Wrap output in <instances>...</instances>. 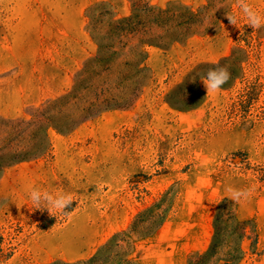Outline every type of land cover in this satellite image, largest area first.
Masks as SVG:
<instances>
[{
    "label": "rangeland",
    "instance_id": "374dc122",
    "mask_svg": "<svg viewBox=\"0 0 264 264\" xmlns=\"http://www.w3.org/2000/svg\"><path fill=\"white\" fill-rule=\"evenodd\" d=\"M239 3L0 0V264H264V27ZM134 15L148 34L127 49L164 36L145 45L149 71L126 104L71 125L92 94L55 101L91 81L108 23ZM218 67L230 78L207 93ZM33 188L74 201L35 211Z\"/></svg>",
    "mask_w": 264,
    "mask_h": 264
},
{
    "label": "trees",
    "instance_id": "16d2710c",
    "mask_svg": "<svg viewBox=\"0 0 264 264\" xmlns=\"http://www.w3.org/2000/svg\"><path fill=\"white\" fill-rule=\"evenodd\" d=\"M163 12L165 10L159 9L158 11V13ZM135 17V15L123 17L108 23L109 29L106 32V39L108 41L99 42L97 54L87 64V68H90L92 64L98 67V70L91 71L93 74L92 78L101 76V81L92 84L91 78L88 85L77 82L69 93L56 100V103L54 102L57 104L61 101L67 104L70 100L77 99L78 88H84L87 93L92 94L93 98L84 99L86 105L80 107L79 115L77 117H69L71 125L76 124L77 121H81L94 113H98L102 109L126 104L127 100H130L128 99V95L135 93L139 81L149 71V67L146 64L145 45L160 44V40L164 36L158 35L156 37L140 39L139 44L129 46L127 49V38H134L137 33L141 32L142 35L148 34L145 29L140 30L137 27L134 21ZM121 37L126 39L123 41ZM124 50H127V53L124 54ZM119 59L120 63L118 68H116L114 65ZM114 75L116 76V80H118L115 85L116 89L119 88L117 93H113L109 87L110 82L107 83V80ZM46 113L47 110L39 113L34 120L28 123L41 124L46 118Z\"/></svg>",
    "mask_w": 264,
    "mask_h": 264
},
{
    "label": "clouds",
    "instance_id": "9594fccd",
    "mask_svg": "<svg viewBox=\"0 0 264 264\" xmlns=\"http://www.w3.org/2000/svg\"><path fill=\"white\" fill-rule=\"evenodd\" d=\"M239 8L246 16L248 26L258 29L264 27V17L258 14L253 8L246 2V0H240ZM230 23L235 25L237 23V17L235 15H227ZM230 78V73L224 67H218L210 69L207 74L202 78L203 84L207 89V93L221 89ZM227 191L231 194L233 201H239L242 198H247L249 195L247 190L229 188ZM30 199L35 206V211L47 210L50 214L53 209L59 210L62 213L65 211L66 206L72 204L73 197L68 193H52L49 191H41L37 188H33L30 192Z\"/></svg>",
    "mask_w": 264,
    "mask_h": 264
}]
</instances>
